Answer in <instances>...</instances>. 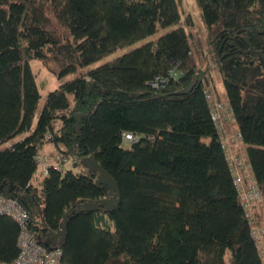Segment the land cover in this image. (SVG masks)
<instances>
[{
    "label": "trees",
    "instance_id": "1",
    "mask_svg": "<svg viewBox=\"0 0 264 264\" xmlns=\"http://www.w3.org/2000/svg\"><path fill=\"white\" fill-rule=\"evenodd\" d=\"M196 3L207 39L192 42L179 0H0V195L21 203L27 228L61 247L66 264H264L253 236L264 226V0ZM205 46L227 94L213 97L225 106L222 125L208 79L177 93L198 75ZM36 59L53 62L58 78L76 76L49 92L35 126ZM45 144L72 168L52 166L36 183ZM226 144L260 188L256 221ZM76 156L117 181L121 202L110 213L77 212L109 190ZM67 214L65 239H50ZM21 232L0 215V264H15Z\"/></svg>",
    "mask_w": 264,
    "mask_h": 264
},
{
    "label": "built area",
    "instance_id": "2",
    "mask_svg": "<svg viewBox=\"0 0 264 264\" xmlns=\"http://www.w3.org/2000/svg\"><path fill=\"white\" fill-rule=\"evenodd\" d=\"M208 100H210L212 105V116L213 120L219 124L223 118L220 114V110L225 107L224 104L218 103L213 97L214 95L210 93L209 90L205 91ZM127 138L133 139V136L130 134ZM237 138L240 139L238 135ZM230 146V141L228 140ZM227 146V144H226ZM227 146H223L229 155L231 161L232 170L235 174L234 183H236L238 194H240L241 205H243L244 210L247 212V215L255 219V216L252 212L253 207L261 199L260 188L258 184L254 183L251 180V171L250 164L247 161H239L234 155L233 151ZM39 166L42 161L41 154L38 156ZM53 167L57 169H62V163L54 164ZM47 174L49 173L50 166L46 169ZM245 179H248L249 183L245 182ZM0 215L11 216L20 226H22V232L19 239V249L20 253L16 258L15 264H66L62 258L63 250L61 247H55V250L47 248L45 245L41 244L34 232H31L25 225L30 219V214L28 211L18 203L17 200L12 197L0 195ZM256 221V220H255ZM256 223V222H255ZM255 231L253 236L256 239L258 250H260V256L264 261V228L255 226Z\"/></svg>",
    "mask_w": 264,
    "mask_h": 264
},
{
    "label": "rangeland",
    "instance_id": "3",
    "mask_svg": "<svg viewBox=\"0 0 264 264\" xmlns=\"http://www.w3.org/2000/svg\"><path fill=\"white\" fill-rule=\"evenodd\" d=\"M179 3H180L179 4L180 10H181V14L183 16L184 22L186 19H192L194 21L193 28L186 25V28L190 33L189 35H190V38L192 39V42L194 40H196L197 38L206 40L207 37H206V32H205V26L203 25L201 11H200L198 4L196 3V0H179ZM164 32H166V31H164ZM132 48H133V46H127L124 49H120V50L116 51L115 54L108 57V60H112L115 58V56L124 54V53H126V51L131 50ZM199 49H201V50H199ZM198 50L204 51V53H201V55L199 56V61H200L199 68L202 71H205V75L202 79H205V81L207 79L209 80V85L207 86V88L210 91V93L216 97L217 100L219 99L222 102H226L227 101V94L225 93L224 82L222 81V74L220 73V71H218L217 64H216L215 60H213L212 54L210 53L209 48H206V46L202 47V48L199 47ZM198 50H196V51H198ZM52 64H53V62H52ZM52 64L49 61H47V63H46L45 61H41L38 59L32 60L30 62V67H32V70H33V72L37 78L38 90H40V93L42 96L40 99L38 110H37L38 114H37V117L34 121L35 126H36V122L38 120V117L41 113V110L44 106V103H45L44 100L47 97V95L49 94V92L57 89L60 86V84L66 82L68 80H71L72 78H74L76 76V74H70L68 76H65L64 78H60V77L58 78L52 72L53 69H56L55 66H53ZM229 127H230V129L232 128V130L230 132V137H232V135H234L233 137H234V139H236L235 138L236 126H234L232 123L231 126L229 125ZM18 138H21V136L17 137V139ZM235 144H236L235 149L243 154V152H245V149L240 146V142L235 140ZM6 145H1L0 149H2L3 147H6ZM40 154L42 157V161L40 163V169L41 170L37 175V179L35 178L36 183H39L41 181V178L43 176L47 175V172L45 169L49 166L52 167L54 164H57V163H62V165H63V163H64V164H66L65 168H69V167L72 168V164L70 165V163L73 160L72 159L71 160L66 159V158L64 160L62 157H59V154L57 153L56 148L52 144L51 145L45 144L44 148H42V150L40 151ZM75 159H77V161L82 162V159L77 158V156L75 157ZM80 164L82 167H84L82 165V163H80ZM82 167L74 166L73 167L74 172L80 171L82 169ZM85 168H87V167H85ZM258 204H259V202H257V205ZM256 209L253 208V210H252L253 214H255L257 212ZM255 220H257L256 216H255ZM259 227L264 228V226H262V225H260Z\"/></svg>",
    "mask_w": 264,
    "mask_h": 264
},
{
    "label": "water",
    "instance_id": "4",
    "mask_svg": "<svg viewBox=\"0 0 264 264\" xmlns=\"http://www.w3.org/2000/svg\"><path fill=\"white\" fill-rule=\"evenodd\" d=\"M259 54L262 57H264L263 53L259 52ZM198 72H199L198 75L195 76V79L191 82V84L188 87L184 88L183 90L177 92L178 94L188 93L189 91L193 89V87H195V85L197 84L199 80H202V78L205 75V71H202L201 69H199ZM77 117H79V115H77ZM81 163L84 167H87L92 173H97L96 183L97 185H100L101 188L103 187L108 188L109 197L100 198L96 202H92V201L87 202L86 204L81 205L77 209V212H80L81 210H88V209L99 210L100 208H104V211H107L110 213V211H112L116 207V205L121 202V200L119 199L120 188H118L117 181L113 177H111L107 173V171L103 168V166H101L100 163L96 161L94 158L85 157L84 159H82ZM68 216L69 214L65 216V220L62 223V229L59 232V234H53L51 232L50 239L58 238L59 235L63 236V238L65 239Z\"/></svg>",
    "mask_w": 264,
    "mask_h": 264
},
{
    "label": "bare ground",
    "instance_id": "5",
    "mask_svg": "<svg viewBox=\"0 0 264 264\" xmlns=\"http://www.w3.org/2000/svg\"><path fill=\"white\" fill-rule=\"evenodd\" d=\"M49 249H52V251H54V250H55V248H49ZM62 258H63V256H62ZM63 260H64V258H63Z\"/></svg>",
    "mask_w": 264,
    "mask_h": 264
}]
</instances>
